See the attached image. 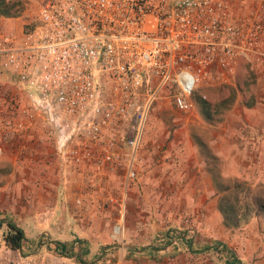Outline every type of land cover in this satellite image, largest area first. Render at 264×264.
Instances as JSON below:
<instances>
[{"label":"rangeland","instance_id":"1","mask_svg":"<svg viewBox=\"0 0 264 264\" xmlns=\"http://www.w3.org/2000/svg\"><path fill=\"white\" fill-rule=\"evenodd\" d=\"M46 1L0 16V49L21 44ZM232 2L240 20L264 14V0ZM175 92L155 101L134 153L132 133L73 130L84 118L61 116L57 126L40 115L1 62L0 264H228L227 248L264 264V56L214 66L188 112ZM200 98L212 103L210 117ZM225 192L237 225L220 209ZM8 219L25 230L20 249L6 242Z\"/></svg>","mask_w":264,"mask_h":264},{"label":"built area","instance_id":"2","mask_svg":"<svg viewBox=\"0 0 264 264\" xmlns=\"http://www.w3.org/2000/svg\"><path fill=\"white\" fill-rule=\"evenodd\" d=\"M22 33L0 63L39 114L57 126L84 118L73 130L132 133L134 153L162 93L175 88L173 104L188 112L214 66L264 56V14L240 20L232 0H47Z\"/></svg>","mask_w":264,"mask_h":264},{"label":"trees","instance_id":"3","mask_svg":"<svg viewBox=\"0 0 264 264\" xmlns=\"http://www.w3.org/2000/svg\"><path fill=\"white\" fill-rule=\"evenodd\" d=\"M22 9L23 0H0V16H17L22 12ZM241 87H243V84H241ZM195 99H197L196 96ZM253 101L254 100H252L251 102L248 101L247 104H251L253 103ZM199 103L201 104L202 113L205 116L210 117L212 115V103L210 102V100H204L200 98ZM231 198V195L228 192H225L220 199V209L228 226L233 224L237 225L239 222L236 201ZM7 224L10 229L9 233L5 237L7 244L14 249L22 248L23 242L26 239L25 230L11 219L7 220ZM55 243L57 245V249H60L64 253L66 252V243L61 241H55ZM227 250L230 251V253L235 257V261H230L228 262V264H244L233 250L228 248Z\"/></svg>","mask_w":264,"mask_h":264},{"label":"crops","instance_id":"4","mask_svg":"<svg viewBox=\"0 0 264 264\" xmlns=\"http://www.w3.org/2000/svg\"><path fill=\"white\" fill-rule=\"evenodd\" d=\"M26 240V239H25ZM64 243H66V242H64Z\"/></svg>","mask_w":264,"mask_h":264}]
</instances>
